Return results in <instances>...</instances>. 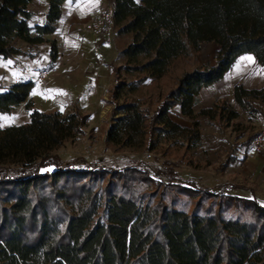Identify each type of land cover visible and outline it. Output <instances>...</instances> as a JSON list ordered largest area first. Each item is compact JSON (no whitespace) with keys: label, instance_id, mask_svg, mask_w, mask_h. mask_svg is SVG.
I'll return each instance as SVG.
<instances>
[{"label":"trees","instance_id":"obj_1","mask_svg":"<svg viewBox=\"0 0 264 264\" xmlns=\"http://www.w3.org/2000/svg\"><path fill=\"white\" fill-rule=\"evenodd\" d=\"M32 1L0 0V58L28 55L20 42L48 44L56 59V41L46 36L66 0H46L44 22L30 25ZM110 26L125 45L122 64L110 65L107 99L119 116L106 141L121 148L152 149L171 138L181 129L171 109L192 117L200 91L241 55L264 66V0H114ZM206 41L219 46L213 65L174 70ZM31 88L15 82L0 93V114L22 102L29 111L27 123L0 127V264H264V207L256 200L182 183L171 169L155 181L135 167L65 163L56 151L88 115L37 111ZM148 88L150 108L132 98ZM232 96L260 113L254 100L264 101V89L237 84ZM233 118L226 103L217 105V123Z\"/></svg>","mask_w":264,"mask_h":264},{"label":"rangeland","instance_id":"obj_2","mask_svg":"<svg viewBox=\"0 0 264 264\" xmlns=\"http://www.w3.org/2000/svg\"><path fill=\"white\" fill-rule=\"evenodd\" d=\"M95 18L84 26L85 32H78L82 36L69 37L68 33L58 40L59 46L56 42V65L48 54V44L29 48L16 42L28 55L0 58V93L15 82H31L28 100L37 111L77 110L88 115L82 132L56 151L65 163L73 160L74 166H78L82 159L107 168L135 167L149 171L155 181L166 180V169H171L182 183L191 181L198 187L254 199L264 207V154L255 155L251 144L250 147L244 144L264 129V101L254 100L258 113L237 104L232 96L237 84L246 89H264V66L250 54L241 55L220 81L200 91L192 117L182 115L178 107L171 109L170 119L181 127L171 138L157 140L152 149L121 148L106 141L108 127L119 116L113 115V105L107 98L113 84L110 65L122 64L117 50L125 45V39L121 36L115 39L112 28L109 33L96 31L92 26ZM80 37L90 44H82ZM107 42L110 47L103 51L102 46ZM218 48L213 41L203 42L194 58H181L174 70L178 72L196 64L211 66ZM43 71L50 72L41 76ZM145 92L143 89L132 98L150 108L153 100H149V88ZM222 103L235 116L227 124L214 119V110ZM25 104L22 102L10 112L0 114V127L27 123L29 111ZM207 109L210 111L202 112Z\"/></svg>","mask_w":264,"mask_h":264},{"label":"crops","instance_id":"obj_3","mask_svg":"<svg viewBox=\"0 0 264 264\" xmlns=\"http://www.w3.org/2000/svg\"><path fill=\"white\" fill-rule=\"evenodd\" d=\"M113 1L114 0H66L64 1L61 6V17L56 23V30L54 33L47 35L46 38L54 39V40L56 39L57 40L56 42L59 46L60 43L58 40H61V37L63 38V36L67 37L68 33H69V37L74 36L75 34L82 36L83 33L80 34L78 32H83V31L85 32V30H82L84 26L89 21H91L93 18L97 17L102 11L107 10V9L111 10ZM28 10L32 13V17L29 21L30 25L42 24L44 22V14L47 10V1L46 0H33L28 5ZM117 37L118 36L115 34V39H117ZM86 40L87 39L83 37L81 38L82 44L88 46L89 42H87ZM100 40L102 42V39ZM102 47H103L102 48L103 51H105L107 48L110 47V45H108V42H107V43H104ZM123 47L124 46H122V48ZM122 48H118L117 51L119 52ZM59 54H60V50L58 52V55ZM53 64L56 65V59Z\"/></svg>","mask_w":264,"mask_h":264},{"label":"built area","instance_id":"obj_4","mask_svg":"<svg viewBox=\"0 0 264 264\" xmlns=\"http://www.w3.org/2000/svg\"><path fill=\"white\" fill-rule=\"evenodd\" d=\"M111 10L102 11L92 22V26L100 33H109L111 29ZM54 71V70H52ZM50 71H43L41 76H46ZM251 150L255 155L264 154V129H260L252 139Z\"/></svg>","mask_w":264,"mask_h":264}]
</instances>
